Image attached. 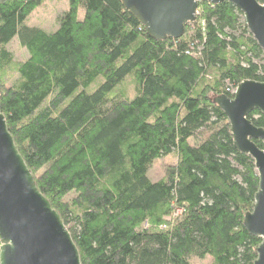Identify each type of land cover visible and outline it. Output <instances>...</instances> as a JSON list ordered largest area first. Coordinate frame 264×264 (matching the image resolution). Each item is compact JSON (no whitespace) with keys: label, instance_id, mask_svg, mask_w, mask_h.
Returning <instances> with one entry per match:
<instances>
[{"label":"trees","instance_id":"trees-1","mask_svg":"<svg viewBox=\"0 0 264 264\" xmlns=\"http://www.w3.org/2000/svg\"><path fill=\"white\" fill-rule=\"evenodd\" d=\"M46 1L0 0V108L81 264H255L262 240L244 220L259 176L214 103L264 83L243 14L200 3L182 39L156 41L120 0H69L49 34L25 24ZM15 39L24 62L8 49ZM248 119L264 129L261 112Z\"/></svg>","mask_w":264,"mask_h":264},{"label":"water","instance_id":"water-1","mask_svg":"<svg viewBox=\"0 0 264 264\" xmlns=\"http://www.w3.org/2000/svg\"><path fill=\"white\" fill-rule=\"evenodd\" d=\"M156 41L182 39L186 26L196 21L200 3H231L244 16L247 28L264 51V5L258 0H120ZM214 103L231 126L234 147L250 156L259 176V192L252 212L245 216L246 231L262 240L255 264H264V129L248 116L264 114V83L245 81L233 99L222 96ZM1 104V92H0ZM0 264H81L80 253L59 214L39 191L21 157L0 108Z\"/></svg>","mask_w":264,"mask_h":264},{"label":"rangeland","instance_id":"rangeland-1","mask_svg":"<svg viewBox=\"0 0 264 264\" xmlns=\"http://www.w3.org/2000/svg\"><path fill=\"white\" fill-rule=\"evenodd\" d=\"M69 10V0H48L40 8H38L26 21V26L39 28L49 34L54 33L59 28V17ZM80 19L84 18V11L82 10L79 15ZM8 49L13 53L16 62H24L28 59V52L22 48L19 41L15 39ZM99 81L92 87L91 92L101 83ZM126 90L130 98L135 96L134 85L128 81ZM177 162L175 156L169 157L166 162L159 161L154 164L149 172V178L153 181H159L164 178L166 166L173 165ZM194 264H212V260L207 258L199 261L195 260Z\"/></svg>","mask_w":264,"mask_h":264},{"label":"built area","instance_id":"built-area-1","mask_svg":"<svg viewBox=\"0 0 264 264\" xmlns=\"http://www.w3.org/2000/svg\"><path fill=\"white\" fill-rule=\"evenodd\" d=\"M198 15H199V13H198ZM236 90H237V88H233V89L228 90V91L234 96V94L236 93Z\"/></svg>","mask_w":264,"mask_h":264}]
</instances>
